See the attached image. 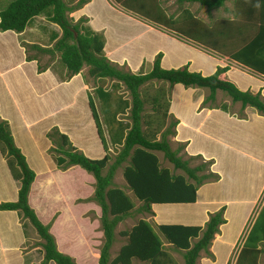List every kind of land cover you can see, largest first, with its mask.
I'll use <instances>...</instances> for the list:
<instances>
[{"label":"trees","instance_id":"obj_1","mask_svg":"<svg viewBox=\"0 0 264 264\" xmlns=\"http://www.w3.org/2000/svg\"><path fill=\"white\" fill-rule=\"evenodd\" d=\"M87 1L76 0L71 5H68L63 0H11L0 10V31L11 30L15 33L21 32L33 17L42 14L47 21L58 26L60 35L57 37V32L55 31L50 33L48 37L49 41L54 40L50 47H40L37 44L25 45V60L37 61V57L40 54H48V57L52 58L54 53H57L60 62L67 70V75L76 74L82 65L85 64L88 66L87 73L89 76L111 78L124 84L130 94V125L126 127L122 140L119 138V141H121L120 149L104 174L101 173V170L108 158L107 155H104L100 159L85 157L82 153L74 151L66 135L58 132L56 128L51 129L46 136L54 143H56V140H59V143L55 147V150L61 153L56 156L57 165L64 167L78 165L91 174L94 179L91 200L95 201L100 207V227L104 238L99 247L97 264H131L132 259L148 262V264H165L163 257L166 256V252L162 248L161 241L149 223L143 219H138L129 230L120 231L122 236L127 237L126 242L120 246L114 257L109 259L108 253L113 240V228L124 217L131 215L129 210L132 208V204L129 198L121 189L111 184L112 173L121 163L125 162L122 168V177L127 187L134 197L142 202L141 206L136 209L137 212H151L150 204L152 203L194 202L195 190L202 180L206 178L205 175L198 176L195 174L202 166L197 165L190 168L185 160L180 159L176 155V152L183 147V144H178V147L172 150L165 139L164 132L158 140H150L144 136L140 126V112L143 102L139 96L138 87L150 79H157L166 81L168 85L176 86L181 84L184 88H206L208 94L202 100L204 103L206 101L212 103L215 91L221 90L230 97L231 101L239 102L241 108L248 105L261 113H264V101L259 97L258 92L252 94L248 90L238 89L230 81L219 79L218 74L226 71V66H217L208 75H201L198 71H189L185 65L180 68L164 69L159 66L160 52L154 56L148 72L131 73L126 70L122 71L121 68L116 67L115 63H110L102 54L103 38L101 34L92 32L85 27L83 23L86 20L83 17L72 21L66 15V12L80 8ZM117 1L124 8L135 11L146 19L148 18L152 22L163 25L165 28L174 30L177 36L199 42L220 54L227 52L225 51L227 49V42L225 43V40L228 39H222L228 32L226 25L232 23L231 18L218 17L213 20L214 24L211 27L205 28L200 20L192 17L190 11L186 9H183V13H181L179 19L176 21L174 20L176 17H171L172 15L165 17L161 9L155 4L153 6H145L143 4L145 0ZM184 1L198 3L205 8L207 14L211 10L221 6L224 2V0H175L177 3ZM255 1L259 2L258 0ZM261 1L263 3L256 4V9H258L254 16H246L245 22L241 21L236 25L238 32H240L239 35L247 34L246 38L244 35L240 39L242 45L232 51H228L226 54L231 60L237 61L252 72L264 76V0ZM130 2H137L138 6L134 7L129 4ZM235 3L239 11L238 14L242 15L243 12H246L247 6L243 4L242 0H235ZM127 4H129V7L125 6ZM256 19L258 22H255ZM245 24L244 30L243 28L241 29L240 27ZM250 32L251 34H249ZM29 50L34 52L28 54ZM47 66V64H37V71H43ZM94 91V94L97 95L101 103L106 106V102L110 96L109 93L100 86H97ZM156 99L153 98L152 100ZM126 104L124 103V106ZM88 105L98 135L100 136L102 133H100V125L90 96H88ZM219 108L223 111L227 109L223 104ZM208 114L209 112L204 114V116ZM111 120H113V117ZM176 123L177 121L173 119L170 125L174 128ZM208 132L213 134L219 133L214 128H211ZM171 135H174V131L171 132ZM101 138L103 147L106 148L102 135ZM112 138L110 137L111 141ZM0 150L3 156H7L8 158L10 156L15 161L18 171L13 167V161H10V163L8 161L7 164L14 179L19 180L17 199L15 201L0 202V210H19L28 219L42 239L40 245L43 250V259L40 264H45L49 260L55 264H76L71 257L56 250L54 239L47 231L48 224H42L37 219L34 211L29 207L27 203V191L33 180L34 173L27 166L19 149L13 144L6 121L1 119ZM154 151H160L163 157L172 164L173 168L183 171L186 177L180 173L174 174L167 167L160 166ZM187 178L191 179L192 182L187 181ZM72 182L73 184H69L70 188L68 187V192L75 189V181ZM43 183L44 176L37 177L31 190V204L35 207L37 216L39 214L45 216L46 213L48 215L50 207L58 204L57 202L48 203L49 200L44 197L40 200L38 192ZM53 192H56V188H53ZM60 202L62 203V201ZM223 209L224 206H220L217 210L208 214V219L204 222L203 226L160 223L156 225V228L167 243L173 246V248L182 251L183 264H195L200 251H203L206 255H210L208 248L213 234L218 232L220 224L225 223V220L222 218ZM65 212L66 210L64 209L58 218L57 227L53 226L52 233L57 237L58 235H64L65 239L63 237L61 239L65 244L64 246L68 247L71 240L76 239L78 241L81 235L78 232H73V230H71L72 232L67 231L69 229L66 228ZM256 219L245 235L244 241L235 257L234 264H258L257 258L259 254H262L264 264V218L261 221L262 227H259L257 232ZM191 240H193L192 243ZM76 252L83 255L82 248L80 250L76 249Z\"/></svg>","mask_w":264,"mask_h":264},{"label":"crops","instance_id":"obj_2","mask_svg":"<svg viewBox=\"0 0 264 264\" xmlns=\"http://www.w3.org/2000/svg\"><path fill=\"white\" fill-rule=\"evenodd\" d=\"M129 4L134 7L138 6L137 2H130ZM129 4L125 6L129 7ZM143 4L145 6H153V4H155L159 7V9H161L162 5L159 3V0H145L143 1ZM68 13L73 14V21L83 17L86 20L83 23L85 27L92 32L101 34L103 38L102 52L104 57L108 61L115 63L116 67L123 65L122 69L129 72L138 71L142 64V57L140 55H143L144 57V54L142 52H138V47L143 45V43L148 39L143 32L145 26L150 29L149 37H152V39V34H155V38L157 40L160 36L164 37V43L165 37L168 36H163V32L166 30H162V33L161 31L156 32L158 29H167L163 25L150 24L153 22L148 18L147 20H143L146 18H141L143 16L137 12L124 8V6L117 0H88L80 8L72 10ZM239 15L238 17L240 18ZM39 16L33 17V19L21 32L15 33L11 30L0 32V119L6 121L13 144L23 154L28 166L34 173L33 180L31 181L27 191L28 205L34 211L35 215H37L34 209L35 207L29 203L28 197L31 185L37 178L38 173L44 176V184L46 185H48L51 179L53 180L54 178L56 180V184L54 186V188H56V192H54L51 197L59 200V202L57 201L58 204H56V206L52 205L50 207L49 215L52 216L58 212L55 214V216H57L53 223L55 224L58 217L65 209V221L67 222L66 228L69 229L67 231H70L73 229L75 230V228L78 229L77 226H80L79 224L86 223L85 218L80 216L85 213V207L90 206L89 204L86 205V203L83 204L80 202V199L83 197L82 195H84L86 191L83 181L86 180L88 183H94V179L91 174L87 173L78 165H69L62 169L59 168V166L62 165H58V167L55 166V160H52V155L48 153V148L53 147V145H51L46 134L51 131V129L56 128L58 132L66 135L74 151L82 153L89 159L102 158L106 155L105 150L108 148L105 139L104 142L106 148L103 147L88 105V96L92 99L91 94L95 93L94 89L97 85L92 84L91 90L93 88V92H90L91 90L88 88L82 75L79 73L80 70L76 74L67 75V70L62 64L64 70L61 71V74L51 66L38 72L35 60H25V45L37 44L40 47H50L54 42V40L49 41L48 37L50 33L55 31L57 32V37L60 35V29L56 24L47 21L44 15L41 19H37ZM175 16L176 15L172 13V17ZM231 17L232 15L230 18ZM222 18L226 17L222 16ZM238 21H240V19ZM152 27H156L158 29H154ZM33 35L36 36L34 37L35 41H30L29 38ZM168 37L167 48L162 50L163 54L159 65L164 69L180 68L186 64L184 60L186 61V59H188L185 56L186 51L192 48L185 44L180 46L177 44L178 42L175 39L170 38V36ZM209 50L217 53V57L223 56L214 50ZM152 51L153 49L151 50L149 57L154 54ZM170 51L171 53L169 54ZM189 51L191 52V50ZM192 52L195 51L192 50ZM165 53H168L171 56L169 63H167L169 60L166 58L167 55L165 56ZM223 57L226 56L224 55ZM38 58L39 56L37 59ZM144 58H146V56ZM147 59L149 60L148 57ZM232 61L238 64L236 65L237 67L241 65L237 61ZM150 63H152V61ZM82 66L87 65L83 64ZM242 68L251 71L244 66H242ZM233 69L235 68L233 67L232 70L229 71L233 76H235ZM235 70L239 79L243 78L238 69ZM252 73L259 77V74L257 75L255 72ZM92 78L93 80L102 79L97 77ZM251 78L254 77L251 76ZM248 80L245 79V82H248ZM176 86L182 85L179 84ZM175 94L176 93L173 91V99L176 97ZM171 104L172 100L167 113H172L177 119L176 126L174 127L175 140L173 142L183 144L182 151L186 156L202 155L206 160H209V158H213L214 161L216 160L215 180L212 179L211 181L206 182L202 181L195 190V201L191 202L193 205H201L199 206V208H201V214H199L200 217L196 218V220L198 219L197 224L199 226H203L204 222L208 219V215L204 213L207 209L204 207L207 202L204 200L205 198H202L201 200L203 195H199V193H206V191L211 189L213 186H219L223 183V181L220 180L222 175L221 170L217 167V163L220 162V159L224 164L233 166V173L231 172L233 176H235L238 172L239 166H248V174L251 175L252 182L257 181L259 183L255 193H250L252 183L249 182L248 193L231 196L227 199L221 198L222 200L219 202V205L222 204L224 206L223 218L225 219V223L219 225V231L213 234V238L210 241L208 250L212 254L211 258L209 260L208 258H205L202 262L204 264H234L235 261L231 262V255L233 254L232 251H235L234 248L236 247V244H238L236 236L241 232V230L239 227L238 231L234 234V229H228L231 223L228 222L229 217L227 208L229 204H233L235 205L234 209L236 207L243 209L244 207L242 205L249 203V206L245 209L246 216H244L241 221L242 225L243 222H245L247 213L249 214L251 208L253 207V203L257 200V197L264 186V141H262L259 137V134L264 133V116L256 113L243 112L244 116L241 118L239 115L236 116L235 114H227L229 112L225 114L223 110L220 111L216 108H200V128L196 129L193 127V123H191L188 115H185L187 107H178L179 111L173 112L171 110ZM207 111H209V114L204 116ZM207 117H210V119H206ZM211 117L213 119H211ZM212 120H215V123L212 122ZM209 121L212 124L211 128L218 131V134L209 133L204 129V125L209 124ZM183 129H186V131H183ZM227 134L230 135L228 136ZM195 136H202L203 139L208 138L209 141H207L206 144H212L213 146L208 149H202L200 144L193 140ZM108 138L111 143L110 137ZM214 145L216 146V150L214 149ZM29 152L33 154L32 156H34V159L29 156ZM218 157H220V159ZM260 168H262V170H260ZM242 173L243 172L239 174L241 177ZM237 178L233 179L234 183H231L230 186L234 187L237 185ZM67 179L75 181L76 184L78 182V185L82 190L80 189L75 193L69 194L63 192L61 187ZM46 188L48 187L44 186L41 193H43ZM16 189H18V187ZM13 191H15V189ZM225 192H228V190ZM14 195L15 192L13 193V196ZM43 195L47 197L46 194ZM60 201H62V203ZM151 206L153 208L155 206L156 210L161 207V209H159L162 212L161 216L163 215L161 222L164 223L174 221L172 220L174 217V211L172 210L171 203H152L150 204V208H152ZM218 206H215L213 209H218ZM152 210L154 211V209ZM0 211V213L7 214L10 210ZM68 215L71 217L70 219H68ZM182 222L187 223L186 221ZM53 224L50 226L51 228ZM90 225L93 226L95 224L92 221L90 222ZM80 235L81 236L78 238V242L82 245L83 255L78 253V257L83 263H86V260H88L92 264H97L99 251L96 248H92V244L87 242V237L85 235ZM52 236L55 242L56 250L62 254L68 255L73 260L74 255L69 251L61 249L59 247V240L57 236L53 233ZM215 236H218L216 240L214 239ZM217 244L225 245V248L221 251L220 256L219 254H216L215 251V246ZM18 247L15 246L14 248L16 249ZM6 248L7 247H5V249ZM30 249L27 252L25 251L24 254L29 253L28 257L33 258L32 250ZM200 253L204 254L203 251ZM38 254L41 256L39 260L41 263L43 259V250L40 244L38 246ZM21 256L24 255L21 254ZM21 256L17 255V264H33V262H35L33 259H28L27 257L22 258ZM89 256H91L92 259H89ZM49 262L55 264L53 261ZM75 262L76 264H82L79 261ZM0 264H9V258L3 254V249L0 251Z\"/></svg>","mask_w":264,"mask_h":264},{"label":"rangeland","instance_id":"obj_3","mask_svg":"<svg viewBox=\"0 0 264 264\" xmlns=\"http://www.w3.org/2000/svg\"><path fill=\"white\" fill-rule=\"evenodd\" d=\"M9 1H11V0H0V10L3 9ZM63 1H65L68 5H71L72 3H74V0H63ZM258 1L259 2H256L255 0H242L243 4L245 6H247L246 12H243L242 15L238 14L239 11L236 8L235 0H225L221 6H219L218 8H216L214 10H211L209 12V14H207L204 7L200 6L196 2H193V3H189V2L177 3L174 0H159V3L162 4L161 5V11L163 12V15L165 17H169L170 15H172V13H174V15H176L175 16L176 18L174 20L177 21L179 19V16L181 15V13H183V9H186L187 11H190L192 17L200 20V22L204 25L205 28H207L208 26L211 27V25L214 24L213 20H215L216 17L224 16L226 18H230V16L232 15V17H231L232 23H230V25H226V27L228 28V30H227L228 32L225 34V36L222 39V40L228 39V40H225V43L227 42V44H226L227 49L225 51L228 52V51H232V50L238 48L240 45H242V41H240V39H242V37L244 35H245V38L247 37V34L239 35L240 32H238L236 25L238 22H241V21L245 22L246 16L251 17V16H254L255 12L257 13L258 8L256 9V4L263 3L262 1L260 2V0H258ZM158 6H159V4H158ZM259 6H260V4H259ZM255 9H256V11H255ZM263 10H264V8H263ZM66 15L72 21L74 20V18L72 16L73 14L66 12ZM238 15L240 16V18L238 17ZM37 16H39V15H37ZM42 17H43V15L40 14V16L37 19H41ZM139 17H141V16H139ZM141 18H144V17H141ZM239 19H240V21H238ZM143 20H147V19H143ZM255 22H258V20L256 19ZM244 27H246V24L240 28L241 29L243 28V30H244ZM152 28L155 29L156 27H152ZM156 29H158V28H156ZM149 30L150 29L146 28V26L144 27L143 32L146 35V38H148V39H147V41H145L143 43V45L138 47V52H142L144 54V57L146 56V58H144L143 55H140L142 57V59H141L142 64L139 67L138 71L131 72V73H139V72L146 73V72H148L151 68L150 62L153 60L156 53L160 52L161 56H162V54H163L162 50H165V48H167V41L169 39L168 36H170V38L175 39L178 42L177 44H179L180 46H182V44H185V45L192 48V49H189V50H191V52L189 50H187L186 54H185V56L188 58V59H186V61L184 60V62H186L185 66H186L187 70H189V71L195 70V71H198L201 75H208L212 71H214L215 70L214 68H216L217 66L218 67L226 66L227 70L218 74L219 79L230 81L238 89H243V90L246 89V90L250 91L252 94L258 92L259 97L262 99V101H264V79H262V78H264V76L259 74V77H257L251 71L243 69L241 65L239 67H237L236 65H238V64L234 63L227 56V54H226L227 52L222 54L223 56L225 55L226 57H223V56L217 57L216 56L217 53L210 51L207 46H204L203 44L196 42L194 40H191L188 38H183L182 36H177L175 34L174 30L169 29V28L161 29V30L158 29L156 31V32L161 31V33H162L163 32L162 30H166L165 32H163V36H166V35H168V36L165 37L164 43H163L164 37L160 36L158 38V40L155 38V34H152L153 39H152V37H149L150 36ZM249 34H251V32ZM34 37H36V36H34V35L31 36L29 38V40L35 41ZM158 47H159V49H158ZM152 49H153L152 52L154 54L151 55V57H149ZM192 50L195 52H192ZM33 52L34 51L29 50L28 54H31ZM170 53H171V51L169 52V54ZM102 54H103V52H102ZM169 54L165 53V56L167 55L166 58L169 60L167 63H169L170 59H171V56ZM48 56H49L48 54L39 55V58L36 61V66H37V64H39V65L47 64L48 66L46 68L51 66L52 68L56 69L61 74V71L64 70V68H63V65L60 62L57 54H54L52 58H50ZM161 56L159 58V63L161 61L160 60ZM147 57L149 58V60L147 59ZM110 63H112V62H110ZM122 67H123V65L118 66L117 68H121V70L124 71V69H122ZM233 67L235 69H238V71L241 73V76H243V78L239 79V76H238L235 69H233L235 76H233L230 73V71L232 70ZM87 68H88V66H82L79 73L82 75V77H83L84 81L86 82L88 88L91 90L92 84H95V85L100 86L101 88L105 89L110 95L109 99L106 102L107 105L104 106L101 103V101L99 100V98L97 97V95H95L94 93L91 94L92 99H93V105H94V108H95V111L97 114V119L99 120L98 123L100 125V133H102L101 135L104 137V139L107 143V148H108L107 150H105L106 151L105 153H106L108 158L105 162V165L103 166V168L101 170V173L104 174L106 172L108 166L112 163V161L114 160V157L116 156V154L118 153V151L120 149L121 141H119V138H120V140H122V138H123L122 136L126 132V127H128L130 125V117H129L130 94H129L128 90L125 88L124 84L116 81L115 79L102 78V79H98V80H96V79L93 80V78L88 75ZM246 73L249 75H247ZM257 75H258V73H257ZM251 76H253L254 78H251ZM246 77H248L249 80ZM245 79H247L248 82H245ZM173 91H174V93H176L175 99L172 98V92ZM90 92H93V88ZM138 92H139V96L143 102L142 103V109L140 112V115H141L140 126H141L142 133L144 134V136L146 138H148L150 140H152V139L158 140L160 138L161 134L164 132L165 139L168 142L170 149H172V150H175L178 147V142H173L175 140V138H174V135H171V132L174 131V128L170 125V123L173 119H175L176 121H177V119L175 118V116L172 113H170V112L167 113V111L169 110V107H170L171 100H172L171 110L173 112L179 111L177 107H181V108L187 107V110L185 111V115L186 114L188 115L191 123H193L192 124L193 127H195L196 129L200 128V121H199V119L201 117L200 108H202V109L216 108V109H219L221 111L219 106L223 104L227 108L226 111H223V112H225V114L227 112H229L227 114H235L236 116L239 115L241 118L244 116L243 112L256 113V114H260L261 116L262 115L264 116V113H261V112L257 111L256 109H254L253 107H250L248 105L241 108L239 105V102L231 101L230 97L228 95H226L225 93H223L221 90L215 91L214 99H213L212 103H210L209 101H206L205 103L202 102V99L205 98L206 95L208 94V90L206 88H199V87L192 88V87H190V89H189V87L184 88L183 86L168 85V83L166 81L157 80V79H150V80L144 82L142 85H140L138 87ZM153 98H157V99L152 100ZM124 103H127V104L124 106ZM103 109H105V110H103ZM205 114H207V112H205ZM112 117H113V120H111ZM114 119H116V120H114ZM206 119H210V117H207ZM211 119H213V118L211 117ZM214 123H215V120H214ZM211 126H212V124L209 121V124L204 125V129L207 130V132H208L211 130ZM183 131H186V129H183ZM101 135H100V140L102 139ZM227 135L229 136L230 134H227ZM108 137H113L112 141H111L112 144L109 142ZM259 137L262 141H264V133L259 134ZM113 140H115V141H113ZM193 140L196 143L200 144V147L202 149H208V148H211L213 146L212 144H206L207 141H209V140H208V138L203 139L202 136H195ZM50 143H51V145H53V147L48 148V153L50 155H52L53 158H51V159L55 160V166L58 167V165H56L57 164L56 163V156L58 154H61V153L56 151L54 147H56L57 143H59V140H56V143L51 142V141H50ZM179 144H181V143H179ZM70 146H71V143H70ZM64 147L67 148L68 146H64ZM182 148H180L176 152V155L180 159L185 160L187 162L188 167H190V168H193L197 165L202 166V168L199 171H196L195 174L198 176L205 175L206 178L202 180L203 182L211 181L212 179L215 180V178H216V175H215L216 174V170H215L216 169V163H215V161L216 160L214 161L213 158H209V160H206L203 158L202 155L186 156L183 153ZM214 149L216 150L215 145H214ZM154 153L158 158V162H159L160 166L167 167L174 174L180 173V174L185 176L183 171H181L180 169H174L172 164L170 162H168L163 157V155L160 151H154ZM28 154H29V156L32 157V159H34V156H32L33 154L31 152H29ZM215 155H216V153H215ZM218 158L220 159V157H218ZM24 160H25V158H24ZM8 161H9V163H10V161L11 162L13 161L14 164L12 163V165H13L14 169L16 171H18V167L16 166L13 158L10 156H9V158L7 156H3V154L0 150V202L15 201L17 199L16 198V195H17V189L16 188L19 186V180L14 179L12 172L10 170V167L7 164ZM25 162H26V160H25ZM26 164H27V162H26ZM124 165H125V162L121 163L118 167L115 168V170L113 171L112 176H111V184L115 185L119 189H121L124 192V194L129 198V200L132 204V208L129 210V213H131V215L124 217V219L121 220L120 222H118L116 224V226L113 228V240H112V243H111L109 250H108L109 259L114 257L117 254L120 246L123 245L127 240V237L122 236L120 234V231L129 230L130 227L132 225H134L138 219H143L149 223V225L157 233V235L161 241L162 248L166 252V256L163 257V262H165V264H183L182 251L173 248V246H171L169 243H167L166 240L163 238V236L161 234H159V232L157 231V228H156L157 223L158 224L163 223V222H161L162 221L161 219H163V215L161 216L162 212H161V210H159V209H161V207L158 210H156L155 206H154V208L151 206L152 207V208H150L151 212H144V211L137 212L136 211V209L141 206L142 202L139 201L136 197H134V195L129 190V188L126 185L125 180L122 177V168ZM27 166H28V164H27ZM217 167H218V169L220 168L219 170H221L222 175H221L220 180L223 181V183L220 184L219 186L218 185L213 186L211 189L207 190L206 193H201V192L199 193V195H203L202 197L200 196L201 200H202V198L203 199L205 198L204 200L207 202L206 205L204 206L207 208L204 211V213H206L207 215L214 212L215 210H217V208L216 209H213V208L215 206L219 205V202H221V200H222L221 198L227 199L231 196L248 193L249 182L252 183L250 193H255L257 188H258V184H259L257 181L252 182V180H251L252 177H251V175L248 174L249 167L246 165L239 166L238 172L235 174V176H233L231 174V172L233 173V166L224 164L221 161V159H220V162L217 163ZM59 168L62 169V168H66V167L59 166ZM235 170H236V167H235ZM260 170H262V168H260ZM241 172H243L242 177L239 175ZM39 176H43V175L38 173L37 177H39ZM235 178H237V182H236L237 185L234 187L230 186L231 183H234L233 179H235ZM187 179H188L187 181L192 182L191 179H189V178H187ZM87 180H88V178H87ZM70 181H71L70 179H67L61 187V190L63 192H66V194L75 193L76 191L81 189V187L78 185V182H77V185H76V183L74 184V186H75L74 191L68 192L67 190L70 188L69 184L70 183L73 184V182L72 181L70 182ZM89 181H91V180H89ZM34 182H35V180H34ZM33 184L31 186L29 197H28V201L30 204H31V194H32L31 190L33 188ZM55 184H56V180L53 178V180L51 179V181L48 185L43 183V186L42 187L40 186V189L38 192L40 200H42L44 197L47 200H49L48 203H51V202L53 203V202L58 201L55 198L51 197V195L54 193L53 188H54ZM83 184L85 185L86 191H85V194L82 195L83 197L80 199V202H82L83 204L86 203V205L89 204L90 206H86L85 207V209H86L85 213H83V214L81 213L82 215H80L83 218H85L86 223L85 224H79L80 226H77L78 229H76V228H75V230L73 229V232H78L80 234L85 235L87 237V242H89V244H92V248L93 249L96 248L99 251V247L101 246L103 239H104L103 234H102V229L100 227L101 211H100V207L96 204V202L91 200V196L93 193V183H88V181L85 180V181H83ZM44 186H46L48 188H46V190L43 191V193H41L42 188H44ZM87 188H88V190H87ZM14 189H15V191H13ZM227 190H228V192H225ZM14 192H15V195L13 196ZM43 194H46L47 197L44 196ZM1 200H3V201H1ZM248 202H250V201H248ZM171 205H172V210L174 211V215H173L174 217L172 219L174 221L164 222V223H179V224H184V225H198L197 224L198 219L196 220V218L200 217L199 214H201V208H199V206H201L200 204L193 205L192 203H171ZM220 206H223V205L221 204L218 207H220ZM242 206L244 207L243 209L237 208V207L234 209L235 205L229 204L228 208H227L228 209V217H229L228 222L231 223L228 229L229 230L234 229V234L236 231H238L239 227L241 230V232L236 236L237 237L236 240H237L238 244H236V247L234 248L235 251H232L233 254L231 255V262L235 261V257L237 255V252H238L242 242L244 241V238H245V235L247 234L248 228H250V226L253 224V222L255 221L256 218H257L256 224H255L256 225V232H257V229L259 227H262L261 221L264 218V186L262 187L261 192L257 197V200L253 203V207L251 208L249 214L247 213V217L245 219V222H243V224L241 225V221H242L243 217L246 216L245 215V209L249 206V203H245ZM152 209H154V211ZM240 209H242V210H240ZM57 213H55V214H57ZM55 214L52 216L51 215L48 216L47 213L45 216H41L39 214L38 216H40V219L36 215L37 219L39 221L41 220L44 225L48 224L47 231L51 235H52V232H50V231H53V229H54L53 226L57 227V223H58V220H57L56 223L53 224L55 219L57 218V216H55ZM77 216H78V214H77ZM241 216H242V218H241ZM70 218L71 217L69 216L68 219H70ZM222 218H223V212H222ZM230 218H231V220H230ZM193 220H195V221H193ZM92 221L95 224L93 226L90 225V222H92ZM164 221H166V220H164ZM182 221H186L187 223H183ZM189 222H192V223H189ZM52 224H53V226L51 228L50 226ZM219 227L220 226H218V229H219ZM70 232H72V231L70 230ZM61 237H63L65 239L64 235H62V236L58 235L57 238L59 240V247L63 250L71 252L74 255L73 256L74 263H76L75 261L81 262L80 260L76 259V256H77L76 249L80 250L82 248V245L78 241H76V239H74V240H71V242L68 244V247L64 246L65 244L63 243V240L61 239ZM217 238H218V236L214 237L215 240ZM21 241H22V243H21ZM41 241H42V239L39 237L36 230L30 224L28 219L23 216L21 211L10 210L7 214L0 213V251H2V249H3V254L9 258V264H17V255L21 256V254L24 255V256H21L22 258L27 257L28 259H33V261H35V262H33V264H39L40 263L39 260H40L41 256H40V254H38V246L41 243ZM192 242H193V240H191V243ZM20 243H21V245L19 246ZM15 246L16 247L19 246V247L15 249L14 248ZM5 247H7V248L5 249ZM69 247H70V249H69ZM224 248H225V245H218L217 244L215 246L216 254H219V256H220L221 251L224 250ZM29 249L32 250V257L33 258L28 257L29 253L24 254V252L25 251L27 252ZM17 250H19V251H17ZM18 252H19V254H18ZM211 256H212L211 253H210V255H206L205 253L204 254L200 253L198 255L196 261H195V264H204L202 261H204L205 258H208V260H209L211 258ZM262 257H263L262 254L258 255V258H257L258 264H263ZM88 258L92 259L91 256H89ZM49 261H47L46 263L47 264H53L52 262H49ZM81 263L82 264H92L88 260H86V263H83V262H81ZM131 264H148V262H142L139 260H132Z\"/></svg>","mask_w":264,"mask_h":264},{"label":"bare ground","instance_id":"obj_4","mask_svg":"<svg viewBox=\"0 0 264 264\" xmlns=\"http://www.w3.org/2000/svg\"><path fill=\"white\" fill-rule=\"evenodd\" d=\"M209 111H207V113H208ZM34 183V182H33ZM32 186V185H31ZM31 189V188H30ZM77 254V256H76V258L78 259V260H80L81 261V259L78 257V252L76 253Z\"/></svg>","mask_w":264,"mask_h":264},{"label":"clouds","instance_id":"obj_5","mask_svg":"<svg viewBox=\"0 0 264 264\" xmlns=\"http://www.w3.org/2000/svg\"><path fill=\"white\" fill-rule=\"evenodd\" d=\"M151 21V20H150ZM150 24H157V23H155V22H153V23H150ZM152 64V63H151Z\"/></svg>","mask_w":264,"mask_h":264}]
</instances>
